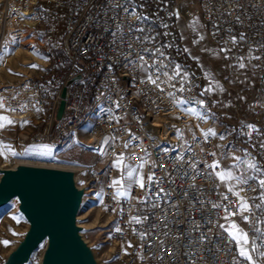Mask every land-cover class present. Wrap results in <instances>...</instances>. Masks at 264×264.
Here are the masks:
<instances>
[{
	"label": "built area",
	"instance_id": "built-area-1",
	"mask_svg": "<svg viewBox=\"0 0 264 264\" xmlns=\"http://www.w3.org/2000/svg\"><path fill=\"white\" fill-rule=\"evenodd\" d=\"M124 6L129 8V12L124 11ZM133 7L150 20L137 21L129 14ZM179 16H184L187 22L201 19L211 44L230 48V52L243 48L251 57L261 56L260 60H252L258 69H264V48L259 47L264 45V0H132L131 3L129 0H0L3 30L17 37L22 31H34L39 26V46L47 57L46 70L41 75L1 83L0 94L12 107L18 108L25 102L28 104L24 111L9 113L16 121H34L32 130L25 137L30 145H46L53 152H59L67 147L71 133L88 124L87 146L102 148L100 153L109 161L102 169L92 165L82 167L88 183L99 179L104 181L102 206L110 215L104 238L118 247V258L123 260L120 264H232L236 254L235 243L228 240L227 233L218 225L209 224V219L219 221L226 228L227 222L235 220L252 235L251 228L241 217L225 220L223 207L212 209L209 203L223 206L236 200L227 189H222L217 178L207 175L211 169L203 163L217 159V156L210 155L218 152L216 138L210 137L205 142L202 132L196 131L191 133L186 143H178L175 129L186 126L189 113L185 109L196 108L201 112L205 109L194 102L174 105L165 94L153 90L151 85L140 83L143 72L125 67L129 60L128 43L131 42L134 49L141 48L133 40L134 36L141 35L135 28L144 27L145 34H159V45H172L165 49L166 55L189 73L191 91L177 95L204 100L206 109H209L208 94L200 95L204 73L184 51L178 27ZM164 24L166 28L162 27ZM130 28L133 29L131 32ZM148 29H151L150 33ZM165 32L169 35L165 36ZM241 33L246 37L243 41H239ZM231 36L237 37L239 42L236 45L229 41ZM135 55L133 51L131 56ZM63 87L64 97L61 96ZM13 96L17 99H12ZM61 99H64V107L57 119ZM117 102L119 108L116 107ZM110 117L117 118L118 122ZM242 128L243 125L239 128V135L246 140L252 156L264 166L260 138L254 133L250 142L241 134ZM129 130L139 139H130ZM243 131L248 129L243 128ZM111 137L115 139L109 144L103 143L105 138ZM125 142L132 146L124 148ZM251 143H256L257 147L252 148ZM136 145H142L151 154L149 164L142 170L145 178L149 172H154L162 182L151 185L147 195L134 183L127 196H117V187L111 186L114 173L112 159L123 153L129 161L140 164L138 157L144 153ZM163 149H168V153L165 154ZM180 153H183L184 161L178 163L175 157ZM152 161L156 164L154 168ZM192 161L197 162L203 174L198 175L189 167ZM249 183L256 187V191L244 185L242 195L250 204L258 203L260 189L254 181ZM190 184L197 187L189 188ZM159 188L171 193L167 202L165 199L157 201L151 195ZM221 193L227 195L228 200H224ZM197 196L205 202L203 205L195 201ZM157 202L159 207L153 208L152 204ZM173 203L178 208L171 207ZM254 211L261 215L258 210ZM133 216H147L148 219L142 224L130 223ZM196 223L200 225L198 231ZM145 232L150 235L141 239L140 233ZM201 233L210 236L211 240L201 244Z\"/></svg>",
	"mask_w": 264,
	"mask_h": 264
},
{
	"label": "snow or ice",
	"instance_id": "snow-or-ice-1",
	"mask_svg": "<svg viewBox=\"0 0 264 264\" xmlns=\"http://www.w3.org/2000/svg\"><path fill=\"white\" fill-rule=\"evenodd\" d=\"M131 3L132 0H129ZM119 6V5H116ZM124 11L129 12V8L127 6H124ZM131 16H135L137 21L145 22L149 21L150 18L148 16L142 15L140 13L136 12V9L133 7L131 12L129 13ZM178 15V13H177ZM238 19V18H237ZM199 21L194 20L193 26H195ZM162 27H167L166 24L162 25ZM133 29L130 28V32ZM135 31L141 33L139 36H134L133 40L141 45L140 49H134L133 44L131 42L128 43V49H129V60L128 63L125 65V67H132L135 69L140 70L144 73L143 77L140 79L141 84L145 85H151L153 90L158 91L159 93L165 94L174 105L180 106L184 104L189 103H197L201 106V108H204L205 111L201 112L198 111L196 108H187L185 111L193 116H195L197 119L201 121H207L209 118L207 115V112L210 111L206 109L205 101L204 100H198L195 97H183L178 96L177 93H185L191 91V86L189 85V73L184 69V67L179 63H174L168 55L165 53V49L171 47V44H164L159 45L157 43V36L151 35V34H145L146 29L144 27L135 28ZM149 33L151 32V29L147 30ZM165 36L169 35V33L165 32ZM200 40H203L204 37L200 36ZM246 37L243 33L239 36V41L245 40ZM229 41L232 43V45H236L239 41L237 40L236 36L229 37ZM12 43H15V38L13 37L11 40ZM227 44L228 41H225ZM151 45V47H149ZM121 46H123V40L121 41ZM260 48H264V45H260ZM135 51L136 55L135 57L131 56V53ZM185 52H188V49H184ZM231 51L230 48L227 47H221L218 52H214V54L219 53H229ZM250 52L252 49L250 48ZM225 58H227V55H225ZM249 59V62L251 59L260 60L261 56H252V57H236V64L235 67L238 69H245L247 65L244 63L245 59ZM192 59L199 62V57H192ZM33 68L38 67L37 65H30ZM253 67H257V65H253ZM205 78L209 80L208 87L205 88L200 95L205 96L215 90L224 91L222 86L219 84V82L215 81V78L212 76L210 72L205 71L204 72ZM12 99H17L16 96H13ZM243 99V98H241ZM215 103V102H214ZM28 107V104L21 103L18 105V108L12 107L10 103L7 102V98L4 97L2 94H0V110H3L4 112H16L17 110L24 111ZM33 108L36 106L33 104ZM116 107L119 108L120 105L117 102ZM37 111H40V109L36 108ZM108 111H111L110 109ZM110 119H117L115 117H110ZM118 122V119H117ZM16 121L10 119L8 115H0V130L6 129L8 126L15 125ZM29 122L27 120H24L21 122L20 126L23 127L24 125L28 124ZM243 128L248 129L247 132L243 131V128L241 130V134L245 135L249 138V141L251 142L253 134L257 137H264V133L260 131V129L254 125V124H244L242 122ZM235 131V129H233ZM201 132L204 136L205 142L208 141L210 137H216L219 140L223 141L226 137L223 134H218L214 128H209L207 130L201 129ZM129 136L132 140L139 139L138 137H135L134 134L131 133V130H129ZM177 136L179 138H183V134L180 132L179 129H177ZM195 138V137H194ZM112 139H115L114 137L111 138H105L103 143L109 144ZM132 145L129 142H125L124 148H129ZM43 148H47L48 146L44 145L41 146ZM136 147H141L143 151V155L139 156V160L141 161L139 165H131L128 163H125V156L123 153L117 154V157L115 161L113 162V166L117 168H123L126 177L128 178L130 183L137 184L141 189L145 190L146 195L150 192V186L155 184L159 185L162 181L160 178L155 176L154 172H149L147 177L143 175V169L145 165L149 164L151 154L148 152L146 148H143L142 145H136ZM217 147H223V148H232V145H217ZM252 148H256V143H251ZM259 148L264 149V139H260L259 141ZM174 150V149H173ZM190 150V149H189ZM99 151L103 152V149H99ZM165 154L168 153V149H163ZM201 151H204L202 148ZM245 155L244 156H236L235 152L233 151H227V152H221L219 155L224 158H230L233 161V164L230 167L221 168V160L220 159H214L211 163H208L207 161H204L206 168L211 169L210 172L207 173L208 176H214L217 178L221 184H224L227 187V192L231 193L234 197H236L235 201L230 202L229 205H221L219 203L215 202H209L211 204L212 209H220L223 207L224 209V219L228 220L230 217H236L239 216L243 220V222L251 228L252 235L250 236L249 231H247L244 227H242L239 223H237L235 220H231L229 226L226 228L224 224L219 223V221H213L209 219L208 223L213 224L214 226L218 225L221 229L224 230V232L227 233V238L230 241H233L236 245V254L232 258V264H264V166H261L256 158L252 156L250 152L247 151V149L243 150ZM24 153H18L15 150H13L12 146L10 144H5L3 141H0V156H4L5 159L9 158V155L12 157H16L19 155H22ZM213 157L217 156L216 152L210 153ZM175 160L179 163L181 161H184V155L183 153L178 154L175 157ZM151 166L154 168L156 167L155 161L151 162ZM189 167L196 172L198 175H201L200 169L197 166L196 161H192L189 163ZM167 175V173H166ZM187 175V173H185ZM195 179V177H193ZM250 181H254L255 185L258 186L260 189V193L258 196V203L250 204L249 200L246 196L242 195V193L245 191L244 185H247L248 188H251L253 191H256V187L253 186L252 183H249ZM121 181L119 180H113L111 186H116L120 184ZM197 186L195 184H190L189 188L195 189ZM163 194V196L161 195ZM127 192H122L119 189L117 190V196H127ZM151 195L157 198V201L159 199H165V202H167V198L171 195V193L165 192L163 188H159L158 192H151ZM185 197H187V192L184 193ZM224 200H228V196L224 193H221ZM143 201V198H141ZM195 201L203 205L205 202L199 198V196L195 197ZM153 208L159 207V203H153ZM171 207H177L178 205L173 203ZM232 208H235V211L232 210ZM258 210L261 215H257V212L254 211ZM13 219H17V222H19L18 218L13 217ZM148 217L145 216L143 218L133 216L131 218V222H134L136 224H142L145 221H147ZM151 227H155V225H152ZM166 227V225H165ZM200 225L198 223L195 224V228L198 231ZM117 231H120V229H117ZM209 232H211V229H209ZM15 234V233H14ZM167 235V233H164ZM150 233H140V238L145 239ZM220 234L217 233V236ZM179 239V238H178ZM211 240V237L208 236L205 233H201L199 237V242L201 244L208 242ZM0 243H3L4 245H8V241H2ZM163 245V241H161V246ZM150 246V245H149ZM129 247H131V244H129ZM218 247V246H217ZM212 249H209L211 251ZM127 254V252H126ZM187 255V254H186ZM239 257V259L237 258ZM141 259H145V257H140ZM195 264V262H193Z\"/></svg>",
	"mask_w": 264,
	"mask_h": 264
},
{
	"label": "rangeland",
	"instance_id": "rangeland-1",
	"mask_svg": "<svg viewBox=\"0 0 264 264\" xmlns=\"http://www.w3.org/2000/svg\"><path fill=\"white\" fill-rule=\"evenodd\" d=\"M194 20L199 21L195 26H193ZM179 26L184 38L187 35L186 30H188V34L193 38H197L200 45H213L208 42L207 36H203V40L199 39L201 31H205L204 22L201 19L194 18L190 22H187L184 16H179ZM38 30H41L39 26H37L34 31L24 30L16 37L8 32V30H3L0 25V42H4V46L0 47V84L5 82H17L28 76L41 75L46 70L47 57L40 49L39 45L41 40L38 35ZM13 37L15 38V43L11 42ZM182 41L184 43L186 42L185 39H182ZM184 45L185 48L189 50L186 43ZM233 53L234 52H229L227 55L231 56ZM220 54L226 55V53ZM194 61L198 66L199 63H197L196 60ZM30 65H37L38 67L33 68ZM233 65L234 64H231L232 68L234 67ZM220 66L225 67L226 64H220ZM0 115H8L10 119L16 121L9 112L0 110ZM187 117L188 121L185 126L186 128H177L183 134L184 142L190 137L189 132L191 133L192 130L200 132L202 126L205 125V121H201L191 114ZM21 122L22 121H16L15 125L0 130V141H3L5 144H10L13 150L18 153H24L16 157L9 155L8 159H5L4 156H0V169L4 167L13 168L20 164H30L51 168L61 166L71 171V173L75 175L76 187L82 191V200L77 210L76 220L78 223L84 225L83 228H80V234L89 246L96 264L122 263L117 255L118 247L116 244L104 238L107 234V227L110 219V215L103 209L101 200L104 181L99 179L98 181H91L88 183V176L82 167L85 165H92L102 169L109 161L108 158H105L100 153L99 149L87 146L88 124L79 128L78 131L74 133V136L69 135L67 147L62 148L59 152H53L49 146L43 148L41 146L44 145L28 144L25 141V137L27 133L32 130L34 121H28L29 123L23 127L20 126ZM224 127L225 125H223L219 132L224 131ZM177 129L175 130L177 131ZM178 143H180V141ZM183 144L184 143H182V145ZM115 159L116 158L112 159V163ZM125 163L139 165L129 161L127 157H125ZM113 180L121 181L116 187L117 190L119 189L122 192H128L130 186L134 184L129 182L122 167H114ZM13 217L18 218L19 222H17V219H13ZM28 225L29 222L20 209V200L18 196L14 195L5 203L0 204V242L5 240L9 242L7 246L0 243V264H4V258L7 257L17 240L23 235ZM45 248L46 241H43L31 254V264L41 263V257Z\"/></svg>",
	"mask_w": 264,
	"mask_h": 264
},
{
	"label": "water",
	"instance_id": "water-1",
	"mask_svg": "<svg viewBox=\"0 0 264 264\" xmlns=\"http://www.w3.org/2000/svg\"><path fill=\"white\" fill-rule=\"evenodd\" d=\"M64 95L65 87L61 92V96ZM63 107L64 99H61L57 119L61 117ZM70 173L68 170L22 164L2 171L0 204L18 196L20 209L32 226L27 243L17 253L4 258V264L27 263L43 241H46L44 252L48 250V264H96L91 250V256L85 255L80 229L75 224L77 191ZM79 192L82 194L81 189Z\"/></svg>",
	"mask_w": 264,
	"mask_h": 264
},
{
	"label": "crops",
	"instance_id": "crops-1",
	"mask_svg": "<svg viewBox=\"0 0 264 264\" xmlns=\"http://www.w3.org/2000/svg\"><path fill=\"white\" fill-rule=\"evenodd\" d=\"M178 27L181 38L186 40L185 43L189 48V55L191 57H199V62L196 61L199 63L198 67L202 69L203 73L205 71L210 72L215 78V81L219 82L224 89V91L215 90L208 94L210 98V107L208 110L210 111L207 112V115L209 118L205 122V125L202 126V129L214 128L218 134L225 135L226 138L223 141L215 137L218 145H232V148L219 147L217 159L221 160L222 169L230 167L233 161L230 158L221 157L219 155L221 152L231 150L235 152L236 156H244L245 153L243 150L245 149L249 152L246 140L239 135V128L242 122L244 124H254L264 133V69L253 67L255 65L254 61L251 59L249 62L247 58L244 60L247 67L245 69H238L235 67L236 57H251L246 49L242 48L234 51L231 56L226 54L228 59H225L224 54H214L221 47L216 44L211 46L200 45L197 38H193L188 34V30H186L187 35L184 38L179 21ZM201 36H206L204 30L201 31ZM185 43L183 42V45ZM220 64H226V66L221 67ZM231 64H234V69ZM208 84L209 80L204 75L202 82L203 90L208 87ZM223 125H225L224 131L219 132ZM195 132V130L191 131V133ZM191 133L189 132L190 137L192 136ZM74 135V133L70 134V136ZM259 138L264 139V137ZM179 141L180 144L186 143V141L184 142V138H179ZM220 185L225 187L224 184L220 183ZM229 224L227 222V227ZM31 258L27 264H31ZM121 261L123 260L121 259Z\"/></svg>",
	"mask_w": 264,
	"mask_h": 264
},
{
	"label": "bare ground",
	"instance_id": "bare-ground-1",
	"mask_svg": "<svg viewBox=\"0 0 264 264\" xmlns=\"http://www.w3.org/2000/svg\"><path fill=\"white\" fill-rule=\"evenodd\" d=\"M3 46H4V42H0V47H3ZM3 64H4V62H3ZM158 121H159V119H157V123H158ZM22 165L29 166V167H43V166H34V165H30V164H22ZM48 168H51V167H48ZM5 169H6L5 167L2 168V169H0L1 174H2V171H4ZM54 169L66 170V169L62 168L61 166L60 167H54ZM69 176H70V179H71L72 183H74L73 185H74V187H75V189L77 191V205L79 207L80 202L82 200V194L79 192V189L75 186V175L72 174V173H70ZM222 189H227V187L226 186L225 187L223 186ZM93 199H95V198H93ZM76 218H77V213L75 214V224H76V226L79 229L80 228H83L84 225L78 223L77 220H76ZM98 225H100V224H98ZM79 233H81V232L79 231ZM31 234H32V226L29 224L27 226V228L25 229V231L23 232V235L17 240L16 244L12 247L11 251L8 253V255H7L6 258H9L12 253H17L18 251H20L21 248L27 243V241H28V239H29V237H30ZM81 239H82V241L84 243V252H85V255H90L89 246L86 244V242H85V240L83 239L82 236H81ZM48 259H49V257H48V250H46L43 253L42 257H41V263L48 264Z\"/></svg>",
	"mask_w": 264,
	"mask_h": 264
},
{
	"label": "trees",
	"instance_id": "trees-1",
	"mask_svg": "<svg viewBox=\"0 0 264 264\" xmlns=\"http://www.w3.org/2000/svg\"><path fill=\"white\" fill-rule=\"evenodd\" d=\"M38 35H41V33H40V32H38Z\"/></svg>",
	"mask_w": 264,
	"mask_h": 264
}]
</instances>
